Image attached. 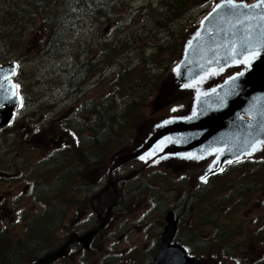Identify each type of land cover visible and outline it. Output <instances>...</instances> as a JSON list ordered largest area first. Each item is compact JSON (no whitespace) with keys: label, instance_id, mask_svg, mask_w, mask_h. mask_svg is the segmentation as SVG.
Instances as JSON below:
<instances>
[{"label":"rangeland","instance_id":"374dc122","mask_svg":"<svg viewBox=\"0 0 264 264\" xmlns=\"http://www.w3.org/2000/svg\"><path fill=\"white\" fill-rule=\"evenodd\" d=\"M162 1L134 0L132 4L134 6L133 13L127 14V11H125L121 16L122 18L119 19V22L132 19L131 23L129 22L132 26L130 29L123 28L119 30L118 27L112 29V26L109 25L101 27L99 30L87 26L75 27V25L70 30L67 28L66 35L68 36L65 35L64 40H66V37L68 40L63 42L64 45L61 43L63 48H58L59 56L54 59L45 54L48 50L47 35L49 33L47 31L38 30L32 35L26 34L28 56L23 55L22 71L13 79L16 85L20 83L23 86L24 96L20 97L21 108L14 113L13 123L0 133V160L7 166L12 165V168L17 167V169H20L22 166L20 165L21 160H23V164L26 160L27 164L31 163L30 166L35 167L47 155L49 157L56 147L49 141V138L53 137L51 132H54V129L57 130L54 139L55 136L61 133L64 134L65 130L62 131L61 127H66L68 119L78 120L76 117H80V113L86 112L89 102L93 100L100 101L104 97L111 80L124 70H121L119 66L110 65V69L102 72L103 68L98 66L101 61L94 57L95 52L100 49L94 42L95 38H105L107 36L114 41L117 37L115 35L118 33L119 35L122 34L118 40L123 43L124 38L129 37L124 44L130 43L129 56L131 59L122 62L125 69L131 68L132 65L135 66L133 63H136L140 58L138 52H144L147 57H152L155 49L150 44H163L167 42V39L165 33L156 30L150 21L146 22L143 15L147 9L161 6ZM217 1L202 0L204 7L194 11L184 21L183 30L185 32L183 39H181V36L178 39L181 40V43H179L177 61L180 58L181 47L186 36L200 24L202 18L211 11ZM246 1L253 2L255 0ZM203 10L208 12L204 13ZM3 47L5 49V43L0 40V66L12 64L11 61L3 62L5 55ZM54 49L56 50L55 45ZM7 56L5 55V57ZM165 58L168 57H160L161 60ZM69 77L73 86L68 84ZM157 93V96H160L161 92ZM173 95H175L174 98H171L172 101L167 106L158 103L156 101L157 97L146 102L147 107L144 108V111L147 113V117L140 123V127L135 132L131 143L120 148L111 156L110 160L126 147L132 145L140 131L149 123L187 112L192 102L191 94L177 93ZM118 103L122 104V99H119ZM175 106L176 108L173 109L172 107ZM47 131L49 132L48 136L46 135ZM61 137L66 138L67 136L62 135ZM13 147L16 149L15 154L17 155L12 153ZM248 159L252 160L255 170L262 169L261 163L264 160V155ZM164 162L166 161L158 162L159 165H154L156 168L151 166L141 172L142 180L146 181L151 177L161 187L162 184L159 179L166 183V187H163V195L155 198V206L152 202L153 199L150 197L145 202L133 203L130 207H128V200H124L117 208L110 227L96 238L90 250L85 251L78 246H74L71 249V258L63 259L58 264H130L129 257L137 258L140 264H154L160 236L166 225L165 214L169 209L176 211V217L180 223L175 241L183 245L192 256L196 257L198 264H264V239L260 240L258 236L264 230V190L255 192L251 199L244 203H240L239 199H234L224 206L218 205V201L225 193L209 195L211 199L208 214H212V211L219 213L222 217L221 220L232 229L238 230V234L236 233L234 243L230 241L225 247L213 245L208 250H203L201 238L211 240L214 229L211 225L205 224V220L200 219V205L189 217L187 215L188 204L184 203L185 200L199 197L197 191L200 187L198 186H203V184L198 183V178L202 175L203 167L198 164V166L190 165L188 171L178 170L175 169V165H178L177 162H166V165L163 164ZM143 164L142 161H135L120 170L130 169V172L127 173L130 174L132 171L139 170ZM160 169L165 175L154 176L151 174V172ZM261 171H264V168ZM9 172L13 171L9 170ZM28 174L29 170L24 171V175ZM236 177L238 175H233L232 178ZM49 179L45 177V181H48L43 187L36 186V189L39 186V191L45 193L46 196H50L54 186L50 184ZM29 182L30 180L24 177L17 182L0 179V195L3 197L0 206V231L8 230L14 236L23 238L26 229L25 223L36 219L46 210V207L41 205L31 194L26 193L24 198H20L19 194L22 191L24 193L26 183ZM217 184L219 183L214 185ZM128 188L134 189L135 184L129 186L123 185V183L118 184L120 195L124 198L127 196L130 199L132 192ZM163 196L167 198V201L162 199ZM169 196L170 203H168ZM109 201V197H103L102 206L106 208L110 204ZM167 205L170 208L165 209ZM80 208V206L72 205L69 210L67 209V217L64 218L65 227L55 234L56 239L53 241V247L61 246L73 231L83 233L96 226V214L93 210H90V205H86V208ZM88 211L89 214L93 213L90 219H87L89 214L86 216ZM5 246L6 242L2 240L1 252ZM223 248L234 249L231 250L232 252L225 253ZM32 254L34 256L27 257L28 260H37L41 253L36 250ZM1 255L3 253H0V257ZM0 264L3 263L0 261Z\"/></svg>","mask_w":264,"mask_h":264},{"label":"trees","instance_id":"16d2710c","mask_svg":"<svg viewBox=\"0 0 264 264\" xmlns=\"http://www.w3.org/2000/svg\"><path fill=\"white\" fill-rule=\"evenodd\" d=\"M133 2L134 0H0V40L4 41L5 49L4 47L2 49L5 55H8L7 57L4 55L3 62L11 61L16 65L17 70L14 75H18L22 71L23 55L27 57L29 51L26 50L25 35H32L38 30L50 32L47 35L48 50L45 54L54 59L59 56L58 48H63L61 43L64 42L66 35L64 32L67 28L68 30L73 28L74 25L80 28L87 26L96 30L107 25L112 26V29H117V27L119 30L130 29L132 19L121 22L119 19L122 18L125 11L127 14L133 13ZM203 7L202 0H163L161 6L147 9L143 15L144 20L150 21L156 30L165 33L167 42L150 44L155 49L152 57H147L144 52H138L139 60L133 63L135 66L132 65L133 67L131 66L129 69H125L122 64L123 61L131 59L129 56L130 43L124 44L129 37L124 38L123 43L118 40L122 35L118 33H116L117 37L114 41L107 36L95 38L94 42L100 49L95 52L94 57L101 61L98 66L103 68L102 72L110 69V65L119 66L124 71L118 73L111 80L108 91L100 101L89 102L86 112L80 113V117H76L78 120L74 118L67 120L64 134L61 133L54 139L56 133L51 132L53 137L49 138V141L57 146L49 157L47 155L40 163L36 164V169L30 166L31 163L27 164L26 160L24 164L23 160L20 161L22 170H29L25 179L31 180L36 171V186L43 187L46 184L45 177L50 178L49 182L54 186L50 196L41 193L39 186L37 187L36 200L45 206L46 210L36 219L25 223L26 229L23 238L14 236L8 230L0 231V249H2V240L6 242L3 251H0L3 253L0 257L3 264H30L35 259L28 260L27 257L34 256L32 254L34 251L39 250L41 258L48 252L57 249L58 246L53 247L52 245L56 239L55 234L65 227L64 218L67 217V209H70L67 202L71 203L73 199H76L74 202L79 201L80 207L86 208V205L104 190L109 180L110 158L120 148L131 143L140 123L147 117V113L144 111V108L147 107L146 102L157 97L156 101L161 104L157 92L162 91L166 74L177 62L179 43H181V40L178 39L180 36L181 39L184 37V21L194 11ZM203 11L204 13L208 12L207 10ZM126 26L128 27L126 28ZM65 41H67V37ZM53 44L56 46V50ZM162 56L168 58L161 60ZM101 75L103 74L101 73ZM69 79L70 77L68 78L69 86H73ZM17 85L20 95L24 96L23 86L20 83ZM119 99H122V104L118 103ZM172 108L175 109L176 106ZM62 135L67 137L62 138ZM12 153L17 155L14 147ZM261 164L262 167H260L263 169L264 160ZM261 170H255L250 159L231 164L197 191L198 198L185 200L184 203L188 204L187 215L192 216L200 205V219L205 220V224L211 225L214 229L211 240L201 238L203 250H208L213 245L225 247L230 241L234 243L236 233L238 234V230L232 229L221 220L222 217L219 213L212 211V214H208L211 199L209 195L225 193L218 201V205L222 206L234 199H239L240 203H244L250 200L255 192L264 190V171ZM2 171H4V165L0 160V172ZM129 172L130 169L119 170L114 173L113 177L114 179L122 178V175ZM151 174L154 176L165 175L161 169L153 171ZM141 175L121 182L126 186L135 184V188H128L132 192L130 199L120 195L119 204L128 200V207H130L133 203L145 202L150 197L155 206V198L163 195V187H166V183L159 179L161 187L151 177L146 181L142 180ZM233 175H238V177L232 178ZM216 183L219 184L214 185ZM103 197L110 198V193H103ZM162 199L167 201L164 196ZM85 201L89 203H85ZM168 203H170V196ZM202 206L203 208H201ZM168 208L170 206H165V209ZM258 236L260 240H263L264 230ZM233 249L223 248L225 253H229ZM67 258L70 259L71 255ZM129 258L130 264H140L137 258Z\"/></svg>","mask_w":264,"mask_h":264},{"label":"water","instance_id":"95a60500","mask_svg":"<svg viewBox=\"0 0 264 264\" xmlns=\"http://www.w3.org/2000/svg\"><path fill=\"white\" fill-rule=\"evenodd\" d=\"M15 70L14 64L0 66V130L18 108L17 87L10 82ZM177 93L191 94L187 112L146 125L132 145L111 159L109 183L97 199L111 187L117 193L120 180L113 181V173L135 161L143 167L125 180L158 162L174 161L178 170L200 164L198 183H206L228 165L264 155V0L215 3L186 36L180 58L163 82L162 106ZM107 221L71 234L64 245L32 264H53L74 244L88 249ZM165 222L154 264H197L182 245L173 243L178 228L173 210Z\"/></svg>","mask_w":264,"mask_h":264},{"label":"flooded vegetation","instance_id":"af4514ba","mask_svg":"<svg viewBox=\"0 0 264 264\" xmlns=\"http://www.w3.org/2000/svg\"><path fill=\"white\" fill-rule=\"evenodd\" d=\"M69 120V119H68ZM61 130L62 131H64V130H66V127L64 128H62L61 127ZM60 129H59V132L61 131ZM57 132V130L56 129H54V133H56ZM48 131L46 132V135L48 136ZM62 141V140H61ZM61 141L59 142V144L61 143ZM52 144V143H51ZM64 144V143H63ZM53 145V144H52ZM56 146H57V144H56ZM55 149V148H54ZM53 149V150H54ZM52 150V151H53ZM3 162V161H2ZM3 165H4V171H2V172H0L1 173V176H0V179H7V180H10L11 182H14V181H18V180H16V179H20V178H25V175H24V170H22V167L20 168V169H17V167L16 168H11L12 167V165L11 166H7L5 163H3ZM14 167V166H13ZM9 170H12L13 172H9ZM12 180H14V181H12ZM205 185V184H204ZM198 187H202V185L200 186H198ZM199 188V189H200ZM28 190V191H27ZM109 193H110V201L108 202V203H110L106 208L105 207H103L102 206V200L101 199H95V200H91L90 201V203L88 202V201H85V203H89V205H90V210L92 211L93 210V212L96 214V221H97V224H96V226L95 227H93V228H91V229H89V230H92V229H96L99 225H100V223L101 222H103V221H105L106 219L108 220L107 221V224H106V226L104 227V229L103 230H101L99 233H98V236H100V235H102L103 233H104V231L107 229V228H109L110 227V225L112 224V222H113V220H114V216H115V213H116V210H117V208H118V206L120 205L119 204V200H120V197L118 198L117 197V195L116 194H114L113 192H110V191H108ZM26 193H28V194H31V196H34L35 198H36V171H35V173L33 174V178L30 180V182L29 183H26V188L24 189V193H23V191L21 192V194H19V196H20V198L22 199V198H24L25 196H24V194H26ZM119 196H120V194H119ZM16 200H18V199H16ZM74 200H76V199H73L72 200V202L71 203H68L67 202V205H68V207H71L72 205L73 206H81V204H80V202L78 201V202H74ZM2 202H3V197L0 195V206H1V204H2ZM111 209V212H109V210ZM88 214H89V211H88V213L86 214V216H88ZM91 216H93V213L91 214H89V216H88V218L87 219H90V217ZM110 217V218H109ZM178 219V218H177ZM179 226H180V223H179V220H178V228H179ZM178 228H177V232H176V235H175V238H174V241H173V243H175V244H179V243H177L175 240H176V238H177V233H178ZM88 230V231H89ZM87 232V231H86ZM73 233H76V234H83V233H85V232H83V233H79V232H77V231H73V232H71L70 233V235L71 234H73ZM66 242V241H65ZM64 242V243H65ZM94 242H92L91 243V245H90V248L89 249H87V250H90L91 249V246H92V244H93ZM72 249V248H71ZM81 249V248H80ZM79 249V250H80ZM82 250H85V249H82ZM52 251H54V250H52ZM51 251V252H52ZM86 251V250H85ZM50 252H48L47 254H49ZM190 256L191 257H193V258H195L196 259V261L198 262V260H197V258L196 257H194V256H192L191 254H190ZM69 257V256H68ZM63 259H66L65 257L64 258H62V259H59L58 261H56L55 263H53V264H58L61 260H63Z\"/></svg>","mask_w":264,"mask_h":264},{"label":"bare ground","instance_id":"6f19581e","mask_svg":"<svg viewBox=\"0 0 264 264\" xmlns=\"http://www.w3.org/2000/svg\"><path fill=\"white\" fill-rule=\"evenodd\" d=\"M50 31H52V30H50ZM67 32V31H66ZM66 32H64V33H66ZM50 33V32H49ZM52 33V32H51ZM63 33V34H64ZM67 36V35H66ZM68 40V39H67ZM63 41H65V40H63ZM62 44H64V43H62ZM84 55V54H83ZM57 56V55H56ZM74 102V101H73ZM35 168V167H34ZM42 174H44V173H42ZM41 175V174H40ZM46 181H48V180H46Z\"/></svg>","mask_w":264,"mask_h":264},{"label":"snow or ice","instance_id":"6c2138e0","mask_svg":"<svg viewBox=\"0 0 264 264\" xmlns=\"http://www.w3.org/2000/svg\"><path fill=\"white\" fill-rule=\"evenodd\" d=\"M206 179V178H205Z\"/></svg>","mask_w":264,"mask_h":264}]
</instances>
